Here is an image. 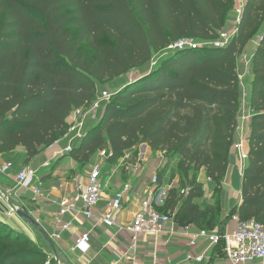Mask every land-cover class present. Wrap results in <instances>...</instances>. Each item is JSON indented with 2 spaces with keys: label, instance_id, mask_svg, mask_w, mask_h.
<instances>
[{
  "label": "trees",
  "instance_id": "obj_1",
  "mask_svg": "<svg viewBox=\"0 0 264 264\" xmlns=\"http://www.w3.org/2000/svg\"><path fill=\"white\" fill-rule=\"evenodd\" d=\"M235 7L236 0H0V153L22 147L28 163L63 139L72 114L98 100L100 85L193 39L203 46L168 52L114 94L73 157L88 163L107 150L118 159L147 145L177 160L188 191L171 188L159 210L181 227L209 231L204 224L217 208L195 202L205 194L199 175L221 189L229 174L242 98L238 57L263 31L252 62L242 203L230 218L264 225V0H245L228 46L205 45L219 39ZM0 228H7L0 264L47 263L26 233L2 219Z\"/></svg>",
  "mask_w": 264,
  "mask_h": 264
},
{
  "label": "crops",
  "instance_id": "obj_2",
  "mask_svg": "<svg viewBox=\"0 0 264 264\" xmlns=\"http://www.w3.org/2000/svg\"><path fill=\"white\" fill-rule=\"evenodd\" d=\"M247 81L251 84H247L250 97L253 78H248ZM248 101L250 103L249 98ZM250 124L247 128L249 135ZM67 146L66 140H60L28 163L25 162L27 154L22 147L17 148L9 157L0 153V166L9 161L14 163V168L7 175L0 173V193L8 199V201L0 200V219L16 231L26 233L33 240L43 236L53 248L54 256L56 254L63 260H71L73 264H112L118 259V256H124L127 252L130 240L127 230L132 224L135 213L140 208L141 201L154 189L152 181L151 184L148 183L143 188L139 187L141 180L131 187L125 197L123 210L119 214L120 227L107 228L102 224L95 225L94 222L86 220L79 213L77 215L69 214L65 217V221L73 223L72 229L63 232L60 240H53L51 236L55 231V217L61 209V204L73 202L77 204L78 208L81 207V196L77 190V184L85 180L91 167V165L88 167L84 180L79 181L73 174L77 167V161L72 155L64 153ZM13 157L16 160L19 157L25 164L18 166L21 162L12 161ZM233 157L234 155L231 156V164ZM24 166L30 167L36 173L34 183L32 182L33 184L28 188H21L16 182L17 175ZM50 170L53 176L51 178L47 176L48 178L44 179L42 174L50 172ZM111 181V177L102 181L103 201L96 210L97 217H102L107 204L118 192L115 188L116 183ZM36 188L40 189L39 195L35 194ZM10 206L18 208L26 217L20 214L10 215ZM236 225V222L232 220L230 230L225 233H232ZM190 230L196 232L200 228L191 225ZM31 232L35 234L36 238L31 236ZM84 233L91 234L90 246L86 251L77 250L75 249L76 238ZM46 235L50 237V240L46 238ZM188 241L189 239L181 233L170 241L166 237L154 238L150 236L143 240L141 251L136 256L126 257L120 264H190L186 262L187 254L190 251L196 255L206 253L209 260L204 264H227L221 248L216 247L208 250V242L200 241L199 245L192 249L189 247ZM153 250L158 252L155 261L150 255Z\"/></svg>",
  "mask_w": 264,
  "mask_h": 264
},
{
  "label": "built area",
  "instance_id": "obj_3",
  "mask_svg": "<svg viewBox=\"0 0 264 264\" xmlns=\"http://www.w3.org/2000/svg\"><path fill=\"white\" fill-rule=\"evenodd\" d=\"M242 10H238L240 18ZM226 33L221 32L220 37L213 43L205 44L206 46L215 48H224L229 45L231 39L226 37ZM203 45L198 44L193 39L180 40L179 42L168 47L166 52L183 49H197ZM155 66V65H154ZM113 94L104 92L94 104L88 109H80L75 111L70 117L69 129L62 140L68 142L65 153L69 154L73 151V144L77 140H83L88 131L89 122H96L99 118L101 110L111 101ZM252 116H242L243 123L250 122ZM243 130V125L238 124L236 133ZM244 144L240 143L238 148L241 150L242 158L248 161V152L245 151ZM112 154L107 150L101 151L96 157L94 163L83 182L77 184V190L80 193L81 207L73 202L61 204V209L55 217V231L51 236L53 240H60L63 232L70 231L73 227L72 222L65 221V217L69 214L78 213L83 215L88 221H92L95 225L102 224L107 228L120 227L119 214L123 210L125 197L129 190L119 192L107 204L102 217L96 216V210L103 201V170ZM14 168L13 162H6L0 166V173L7 175ZM36 173L30 167L25 166L17 175L16 182L21 188H28L34 181ZM160 177L155 175L152 179L154 189L146 195L141 201L139 210L135 213L132 224L127 232L130 235L127 252L124 256H118V259L112 264H120L126 257L136 256L141 251V243L150 236L154 238L166 237L169 241L175 238L179 233L184 234L189 241V247L195 249L200 241L208 242V250H212L222 243L224 246V254L227 264H264V225L254 220L242 221L238 215L232 220L236 222V228L232 233L221 234L219 231H208L200 229L196 232L190 230V226L178 228L175 221V214H165L160 212L159 208L164 206L165 198L170 189L162 188L160 185ZM35 194H40V189H35ZM0 200L8 199L0 193ZM10 215H19L20 210L14 206H10ZM122 230V228H121ZM91 243V234L84 233L76 238L75 249L86 251ZM158 252L153 250L151 257L154 261L157 259ZM209 259L206 253L196 255L192 251L187 254L186 262L190 264H204ZM135 264V263H134Z\"/></svg>",
  "mask_w": 264,
  "mask_h": 264
},
{
  "label": "rangeland",
  "instance_id": "obj_4",
  "mask_svg": "<svg viewBox=\"0 0 264 264\" xmlns=\"http://www.w3.org/2000/svg\"><path fill=\"white\" fill-rule=\"evenodd\" d=\"M244 2L245 0H236V7L234 11L230 13L226 27L224 31H222L226 33V37L229 40L236 33V29L239 23L238 18L240 16L238 10L242 9V7L244 6ZM262 33L263 31L257 33L252 42L238 57V72L242 89L238 124L240 125L241 123V126L243 125V130L236 133L235 145L232 149V155H234V157L232 159L229 174L225 178L221 189L212 184L211 181L206 177L204 172H201L199 175L198 181L203 184L205 194L203 198L197 199L195 202L202 208H217L214 213L207 216L205 222L207 224H204V226L209 229V231L228 232L230 230V223L232 222L230 217L232 214H234V211L240 206V203L242 201L243 176L248 161L243 160L241 150L238 148V145H240V143H243L245 146V151L249 152V131L247 128L249 127L251 121L249 123H243L241 121V117L252 116L255 113L252 105L248 101V85L251 84L248 83L247 79L253 78L252 62L254 53L261 42ZM167 54L168 52L166 51L159 53L155 55V60L151 65L139 70H133L127 75L100 85V91L97 94V98L101 97L104 92H108L113 95L116 94L122 89V87L128 84L130 80L133 81L139 78L144 72L153 67L159 61V59L166 57ZM102 115L103 113L101 110L98 120H100V116L102 117ZM98 120L96 122H90V124H88L89 132L98 125ZM80 145V140H77L73 144V151L69 155L73 156L74 154H76L75 149L80 147ZM97 156L98 155L92 157L90 162L88 163H84V161L79 162L75 158V161H77V167L76 170L73 171V174L79 179V181L84 180L88 167L93 164L96 159L95 157ZM17 160L20 162L23 161L20 160L19 157H17ZM17 160L14 157L12 159V161L14 162H17ZM25 162H21V164L19 163L18 166L25 164ZM177 165V160L169 158L164 153H154L148 146L144 147V145H139L116 159L113 165H106L103 170V179L105 181L111 177V182L116 183L115 185L117 186H115V188L118 191L117 193H119L125 190H130L131 187L135 186L140 180L141 181L139 183V187L143 188L148 183L151 184L150 182L152 181L153 177L155 175H158L163 181V183L161 184L162 188H175V190H180L181 194H184L188 191L187 188L189 182L187 183L185 181L181 183V177L178 173ZM42 175L45 177L44 179H47L48 177L51 178L53 176L51 170L50 172L43 173ZM190 177H195V175L192 174ZM11 228L15 230L13 227ZM0 230L1 236L5 235L7 232V228H0ZM30 234L32 237L36 238L33 232H31ZM15 236L16 234L13 235L14 238ZM34 241L43 251L48 254L49 260L46 264H49L51 259L54 260L56 264H73L71 260H63L61 257L56 256V254L54 256V253L52 252L53 248L43 236H40ZM0 249L7 250V247L5 245H2L0 246Z\"/></svg>",
  "mask_w": 264,
  "mask_h": 264
},
{
  "label": "water",
  "instance_id": "obj_5",
  "mask_svg": "<svg viewBox=\"0 0 264 264\" xmlns=\"http://www.w3.org/2000/svg\"><path fill=\"white\" fill-rule=\"evenodd\" d=\"M133 81H134V80H133ZM133 81L130 80L129 83H133ZM129 83L126 84L125 86L129 85ZM125 86H124V87H125ZM2 121H3V119H0V123H1ZM144 147H147V145H144ZM116 159H117V155H112V156L110 157L109 161H108V164H109V165H113L114 162L116 161ZM159 183H160V185L162 184L161 177H160V182H159ZM20 215L26 217L25 214H23L22 212H20ZM46 238H47L48 240H50V237H49L48 235H46Z\"/></svg>",
  "mask_w": 264,
  "mask_h": 264
}]
</instances>
